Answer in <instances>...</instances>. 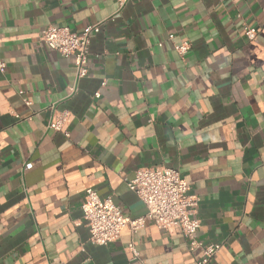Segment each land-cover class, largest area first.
Returning a JSON list of instances; mask_svg holds the SVG:
<instances>
[{
    "label": "crops",
    "instance_id": "1",
    "mask_svg": "<svg viewBox=\"0 0 264 264\" xmlns=\"http://www.w3.org/2000/svg\"><path fill=\"white\" fill-rule=\"evenodd\" d=\"M119 1L0 0V264H197L180 228L152 220L89 241L86 188L136 218L126 180L152 166L197 199V239L221 245L207 264H264V0ZM96 23L83 77L40 39Z\"/></svg>",
    "mask_w": 264,
    "mask_h": 264
},
{
    "label": "built area",
    "instance_id": "2",
    "mask_svg": "<svg viewBox=\"0 0 264 264\" xmlns=\"http://www.w3.org/2000/svg\"><path fill=\"white\" fill-rule=\"evenodd\" d=\"M126 0H120L123 5ZM100 23L86 26L82 32L76 33L68 26H48L40 34L44 44L64 57H72L77 68V77L87 74L86 62L90 45V35L99 31ZM244 36L254 40L257 29L246 23L241 24ZM179 55L185 54L190 45L181 42L174 46ZM5 63L0 60V72ZM96 97L99 92L94 93ZM52 116L47 127L62 131L68 118V111H56L51 106ZM67 135V133L65 132ZM128 188L136 193L146 207L142 216L131 218L124 216L120 208L109 196L100 197L94 188H86L81 202L82 218L89 231V241L97 245H105L115 240L121 230L128 226L131 235L143 227L146 220H152L160 229L178 227L186 237L190 248H199L200 258L197 264H207L220 249V243L204 244L196 237L199 220L193 216V208L197 199L188 195V184L182 178L177 168L169 166L141 167L135 171L132 178L126 180ZM133 258H138V252L133 242L128 244ZM141 264H144L141 262Z\"/></svg>",
    "mask_w": 264,
    "mask_h": 264
}]
</instances>
